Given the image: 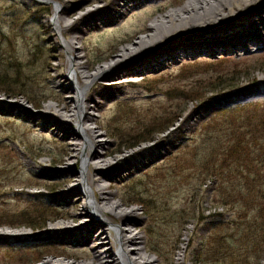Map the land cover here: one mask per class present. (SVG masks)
<instances>
[{"label":"rangeland","instance_id":"obj_1","mask_svg":"<svg viewBox=\"0 0 264 264\" xmlns=\"http://www.w3.org/2000/svg\"><path fill=\"white\" fill-rule=\"evenodd\" d=\"M80 1L61 3L72 6ZM187 1L131 5L113 22L99 21L95 29L69 30L63 36L54 24L55 0H0V39L7 36L1 46L3 62L9 65L18 57L26 83V92L18 88L22 92L16 96L0 90V264H40L48 257L73 262L67 256L91 250L59 239L61 234L51 229L76 212L83 214V220L90 217L84 213L82 194H68L78 181L64 182L69 176L78 177L82 163L77 151L67 150L61 143L63 133L56 135L50 126L55 120L42 115L46 104L67 113L63 106L74 95L65 76L69 55L63 41L80 36L82 61L93 72L129 45L127 38L146 34L136 33L139 28ZM111 2L92 0L97 5ZM160 63H153L156 67L149 71L125 73L113 95L92 109L97 121L87 124L102 134L110 156L159 140L163 145L136 154L126 161L128 170L104 182L112 183L109 189L123 208H137L141 245L157 264H249L255 251L244 248L246 258L239 249L248 240L244 229L256 231L257 225L249 222L256 217L258 221L260 210L259 203L252 205V197L264 184V46L251 44L229 53H180ZM16 71L10 68L11 74ZM202 106L205 110L200 111ZM24 108L35 117L28 120ZM193 111L191 123L177 127ZM177 114L175 129L156 134L151 142L126 147L127 141L141 138L142 130L154 129ZM57 125L77 132L73 120ZM239 139L249 157L240 153ZM68 140L75 148L79 137ZM78 198H82L78 205L70 204ZM22 214L34 223L47 219V224L34 229ZM87 235L83 232L79 237Z\"/></svg>","mask_w":264,"mask_h":264},{"label":"bare ground","instance_id":"obj_2","mask_svg":"<svg viewBox=\"0 0 264 264\" xmlns=\"http://www.w3.org/2000/svg\"><path fill=\"white\" fill-rule=\"evenodd\" d=\"M55 1L54 24L57 31L65 36L69 30L81 32L83 27L95 29L99 26V21L113 22L131 5L152 0H112L110 5H97L92 0H83L72 6L62 5L63 0ZM75 9L76 12H71ZM112 10L116 12L113 13ZM67 17L71 19L68 20ZM141 31L146 34L136 40L127 38L130 44H124L112 61L98 66L93 72H89V65L82 61L83 56L79 52L82 46H78L81 38L78 34L71 35L62 43L69 55L65 76L72 82L70 89L74 95L63 106L67 113L56 105L46 104L42 115L55 120L50 126L55 127L56 135L63 133L61 143L67 150L77 151L76 156L82 163L78 177L69 176L64 182L73 179L78 181L77 185L69 187L67 191L68 194L74 191L82 194V198L86 199L84 213L90 217L83 220V214L76 212L67 222L56 223L51 229L61 234L59 239L79 246H90L91 250L86 255L77 252L76 256H67L72 257L73 262L48 257L40 264H157V259L147 255L145 246L141 245L142 219L137 208H123V203L115 200L116 193L109 189L112 183L106 184L104 181L112 182L121 176L122 171L129 169L126 161L131 162V159L137 157L136 154L149 149L156 151L163 145L159 140L122 156H110V152L105 150L107 141L100 137L102 134L96 127L87 124L92 120L97 121L92 109L99 108L102 99L113 95L120 83L118 79L125 76V73L149 71L156 67L153 64L155 62L159 66L161 60H174L180 53H229L251 44L264 46V0H188L177 8L155 16L148 26L143 25L136 33ZM96 83H101V87L96 88ZM203 110L205 108L202 106L200 111ZM24 111L28 114V120L35 117L28 109L24 108ZM192 114L194 116L196 112L180 119L177 127L190 124ZM72 120L77 125V132L64 131L57 125L59 121ZM73 135L79 137V142L74 144L75 148L68 140ZM239 142L243 149L240 148V153L249 157L250 152L243 148L240 139ZM101 149L104 151L101 152ZM262 152L264 153V148ZM241 161L245 163L243 158ZM242 170L245 171L243 167ZM262 178L264 181V173ZM82 198L71 201L70 204L76 206ZM252 199V205L259 203L257 205L260 212L258 221L256 217L252 224L251 221L249 223L250 226L257 225V228L255 232L251 228L244 229L248 240L239 250L245 255L244 248L249 247L250 251H255V258L249 264H264V184H261ZM83 232L88 234L87 238L79 237ZM130 244L134 246L129 248Z\"/></svg>","mask_w":264,"mask_h":264},{"label":"trees","instance_id":"obj_3","mask_svg":"<svg viewBox=\"0 0 264 264\" xmlns=\"http://www.w3.org/2000/svg\"><path fill=\"white\" fill-rule=\"evenodd\" d=\"M5 40H7V36L3 35V37H1L0 39V90L4 91L5 93H8L9 95H14L16 96L17 93L22 92V91H18V88H23L24 91L26 92V83L23 80V76H21L20 74V68H21V61L18 59V57L13 60V62L9 65L4 64L5 62V52L4 49H2L1 46H4V42ZM12 39H9V42H11ZM8 42V43H9ZM5 48V47H4ZM18 65L19 68H18ZM16 67L17 71L14 74H11L10 72V68ZM29 101L31 103H34L37 105V103L35 102L34 99H29ZM178 114L173 116V117H168V119L163 122L160 123L159 125H157L156 127H154V129H146V130H142L141 133L139 134L141 136V138L139 140H135L127 143L126 147H131L136 145L138 142H142V141H151L154 139L155 135L158 133H162L166 130H168L171 126H173L175 124V122L178 119ZM121 137V136H120ZM132 138V137H130ZM122 139V137H121ZM123 142V141H122ZM126 142V141H125ZM26 214H22L23 217H26L28 219L27 222H25L26 224H28L29 226L34 227V229H38L39 227H41V229L43 228V226H45L47 224V219L44 220L43 222H39V223H34L35 220L31 217V216H25Z\"/></svg>","mask_w":264,"mask_h":264}]
</instances>
